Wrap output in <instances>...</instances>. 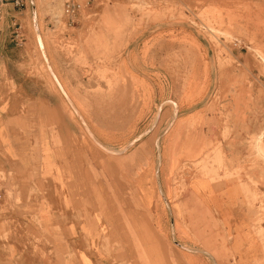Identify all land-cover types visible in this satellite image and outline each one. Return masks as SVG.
Masks as SVG:
<instances>
[{"label": "rangeland", "instance_id": "1", "mask_svg": "<svg viewBox=\"0 0 264 264\" xmlns=\"http://www.w3.org/2000/svg\"><path fill=\"white\" fill-rule=\"evenodd\" d=\"M65 1L25 0L21 8L13 4L3 8L0 107L9 116L6 126L21 130L24 125L14 121L16 116L25 119L28 129H35L36 105L31 104L30 94L40 90L61 93L49 66L62 83H75L76 93L82 90L78 101L69 94L70 105L63 101L72 115L82 112V121L84 116L96 114L105 87L127 83L124 66L130 61L138 69L149 67L146 73L154 82L151 89L134 90L132 147L128 146V157L123 145L111 147L119 152L118 183L109 185L108 192L95 191L96 219L103 224L96 241L83 237L79 248L69 251L57 247L47 237L39 217L22 216L11 202L12 189H19L23 183H30L29 202L41 195L45 204L44 196L54 193L56 184H49V179L39 183L29 169H19L27 154L34 162L39 159L37 137H28L29 151L20 155L0 136V186L3 184L5 190L0 201V264H78L84 251L96 259V264H264V0H76L84 3V8L72 26L64 14ZM178 31L195 33L198 47L213 50L210 66L215 87L208 108L210 117L206 113L198 116L194 125H209L212 118L220 135L198 159L194 156L202 148L178 158L167 140L164 151L160 146L162 134L174 122L176 131L183 125V118L177 117L174 95H179L184 83H192L189 71L197 65L192 36L178 45L182 39ZM37 32L42 35L44 50ZM201 68L196 73L203 79ZM141 71L134 74L138 76ZM171 83L179 86L173 88ZM190 92L188 88L187 94ZM142 96L152 97L150 105L146 106ZM89 134L85 135L86 144L98 147ZM163 156L167 164L162 180L167 194H174L177 200L185 191L210 189L206 178L220 185L228 179L239 183L243 197L238 213L257 241L249 253L253 259L246 263L240 260L247 249L234 245V235L225 230L217 215L208 218L212 231L180 237L184 232L178 222L185 220V210L163 199L159 183ZM131 162L133 169L127 167ZM83 170L94 180L105 175L93 167ZM51 177L65 186L61 176ZM9 179L11 188L5 186ZM106 197L111 210L105 205ZM127 205L133 210L132 216L126 215ZM174 221L178 233L173 231Z\"/></svg>", "mask_w": 264, "mask_h": 264}, {"label": "crops", "instance_id": "2", "mask_svg": "<svg viewBox=\"0 0 264 264\" xmlns=\"http://www.w3.org/2000/svg\"><path fill=\"white\" fill-rule=\"evenodd\" d=\"M163 31H159V33ZM37 33V39L40 44L42 43L41 49L44 50L45 45L42 35L40 32ZM155 33L153 34L156 35ZM178 34L182 38L181 43L178 44L181 46L183 40L190 39V36H192L197 65L191 67L189 71L193 79L192 83H184L183 90L179 92V95H174L178 108L176 109L177 117L183 118V125L176 131L174 122L170 129L162 134L160 146L164 151L165 141L167 140L170 150L176 153L178 158L179 154L194 153L202 148V152L194 156L198 159L220 135L219 127L214 124L212 118L209 125H194V119L198 116L206 113L207 117H210L208 108L211 93L215 87L212 79L213 69L210 66L213 50L208 46L207 48L198 47V36L195 33L178 31ZM130 53L131 56H134V53ZM130 60L127 59V61ZM201 67H203L205 73L203 79V76L199 77L196 73L197 69ZM49 68L52 79H55L54 82L58 83L61 88V93L55 91L44 93L43 90H40L35 94H30L31 104L35 103L36 105V123L38 125L35 129H28L23 121L24 118L14 116V121H21L24 127L19 130L17 126L13 128L6 126L4 122L7 121L9 116L0 107V136L6 146L13 148L14 152L20 155L29 151L28 141L30 139L28 137L33 134L37 137L35 148L39 154V159L34 162L29 157L31 154H27L26 158L23 155L25 159L21 161L19 169H29V174L34 173L37 175L36 179L39 183H42L43 178L49 179L47 181L49 184H56L55 187L53 185L54 193L44 196L45 204L41 203L43 201L41 195L34 196V202H29L27 195L30 183H23L19 189H12L11 202L15 208L22 212V216L31 217L35 215L39 217L47 237L51 238L57 247H67L70 251L81 246L80 243H83V237H87L91 242L96 241V235L103 223L99 224L96 219L99 213L93 206L95 191L101 192L103 189L107 191L109 185L117 186V164L119 160L117 153L119 152L111 147L123 145V147H126L125 153L127 155L128 146H131L134 141V90L135 88L140 90L139 88L144 89L145 87L151 89L150 83L154 81L146 73L151 70L149 67L148 69H144V67L138 69L137 65L130 61L124 66L127 83H115L113 88L105 87L102 92L104 96L101 99L102 103L99 108L95 109L96 114H92L90 117L84 116L85 121L83 123L82 115L79 114V112H82H75L72 115L63 102L66 100L68 106L70 105L69 95L74 101H78V96L82 94V90L76 93L75 83H62L51 66ZM135 71H141V74L137 76V74H134ZM171 84H173L171 86L173 88L179 86L174 85L175 83ZM188 88L191 91L190 94H187ZM151 98L145 99L143 97L146 106L150 105ZM41 119L44 120L40 122ZM85 125L89 128L93 139L97 141L98 147L95 148L91 145V148H89V145L86 144L85 135L90 134L87 132L88 130L86 131ZM169 132H174V134L172 133L168 137ZM156 147H159L158 139L156 140ZM89 152L92 153L93 159ZM87 153L90 158L86 157ZM120 157L123 160V153ZM166 164V159L163 156L159 163V183L162 188L163 199L167 202L171 200L182 211L185 210L182 214L185 212V220L189 226H185V220L183 221L182 218L179 222L177 221L180 228H183L180 231L184 232L179 234L180 237L187 239L193 237L192 232L212 231L208 218L217 215L226 226L225 230L234 235V245L247 249L244 254L239 256L240 260L246 263L253 259L254 257L249 253L257 247V241L249 234L250 230L245 224L244 216L238 213L237 206L239 200L243 197L239 183L236 180L228 179L224 185H220L206 178L209 181L210 189L204 190L197 187L194 190L185 191L181 199L177 200L174 194H167L164 180H162ZM90 167L100 169V172L105 175L96 180L86 176L83 169ZM127 167L133 169L132 162ZM70 172L73 177H66ZM56 174L58 179H62L65 186H62L59 181H53L51 176ZM21 180H19L20 183ZM200 182L201 180L195 183L199 184ZM11 185L12 182L9 179L5 186L11 188ZM217 185H220V187H217ZM107 192L105 193L109 194ZM87 196L88 199L86 200ZM18 197L21 198V202H18ZM105 205L111 210L109 197H106ZM126 210L127 216L133 215L130 206L127 205ZM175 223L174 221L173 231L178 233V225ZM0 233H2L1 225ZM96 262V259L85 251L80 254L78 260V264H96Z\"/></svg>", "mask_w": 264, "mask_h": 264}, {"label": "built area", "instance_id": "3", "mask_svg": "<svg viewBox=\"0 0 264 264\" xmlns=\"http://www.w3.org/2000/svg\"><path fill=\"white\" fill-rule=\"evenodd\" d=\"M8 4H13L16 8H21L25 5V0H0V32L1 29V17L3 14V8ZM84 8V3L74 0H67L64 3V14L67 18V24L72 26L76 23L81 11ZM5 190L0 186V201L4 199Z\"/></svg>", "mask_w": 264, "mask_h": 264}, {"label": "bare ground", "instance_id": "4", "mask_svg": "<svg viewBox=\"0 0 264 264\" xmlns=\"http://www.w3.org/2000/svg\"><path fill=\"white\" fill-rule=\"evenodd\" d=\"M77 112V111H76ZM83 123H84V121H83ZM86 126V128H87V130H88V132L90 133V130H89V128L87 127V125H85Z\"/></svg>", "mask_w": 264, "mask_h": 264}]
</instances>
